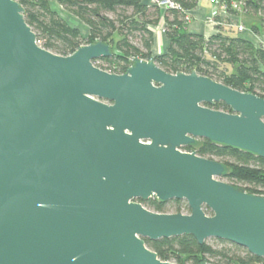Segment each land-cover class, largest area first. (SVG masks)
Wrapping results in <instances>:
<instances>
[{"label": "water", "instance_id": "water-1", "mask_svg": "<svg viewBox=\"0 0 264 264\" xmlns=\"http://www.w3.org/2000/svg\"><path fill=\"white\" fill-rule=\"evenodd\" d=\"M112 57L102 42L44 49L19 2L0 0V264H176L145 240L183 236L264 260V197L182 151L207 140L264 159V99L152 60L94 65ZM153 198L191 213L152 212Z\"/></svg>", "mask_w": 264, "mask_h": 264}, {"label": "trees", "instance_id": "trees-1", "mask_svg": "<svg viewBox=\"0 0 264 264\" xmlns=\"http://www.w3.org/2000/svg\"><path fill=\"white\" fill-rule=\"evenodd\" d=\"M25 11L29 26L37 35L39 44L60 56H71L79 48L99 42L109 45L111 59L95 62L102 70L125 74L134 59L154 61L169 74H191L208 77L242 93L254 94L264 99V47L239 34H230L218 28L219 33L210 37L187 31L186 13L195 10L200 0H171L181 10H163L153 0H16ZM57 1L65 11L79 19L89 30L85 40L78 28L71 27L52 8ZM241 1L242 10L248 16L259 17V26H253L255 35L264 34V0ZM113 14L115 18H110ZM165 23V35L169 41L166 52L153 55L155 34L152 28ZM263 31V32H261ZM138 40L142 48L132 44ZM212 109L232 113L226 105L214 104ZM192 150V149H191ZM202 158L218 161L228 170L223 180L249 194L264 197V159L250 153L227 148L207 140L199 141L193 151ZM175 205V213L181 214L184 201L161 203L156 198L143 205L150 211L168 214V205ZM189 209V208H188ZM190 210V209H189ZM207 215H212L206 210ZM147 247L162 262L176 264H264L263 259L252 256L247 250L228 244L235 252L224 248L216 250L205 243L200 246L191 236L152 242ZM243 251L245 256L238 254ZM212 259L216 260L212 262Z\"/></svg>", "mask_w": 264, "mask_h": 264}, {"label": "rangeland", "instance_id": "rangeland-1", "mask_svg": "<svg viewBox=\"0 0 264 264\" xmlns=\"http://www.w3.org/2000/svg\"><path fill=\"white\" fill-rule=\"evenodd\" d=\"M201 1V0H200ZM210 1V0H209ZM52 8L53 10H55L71 27L73 28H78L83 37L85 38V40L88 38V33H89V30L88 28L81 22L79 21L78 18H76L75 16H73L72 14L68 13L67 11H65L63 9V7L57 2V1H54L53 4H52ZM108 16L110 18H115V16L113 14H108ZM232 16L236 18V20L233 22L235 25H239V24H242L245 26L246 28V31L241 34L239 33L236 29H233V28H224L226 29L225 32H229L230 34H239V35H242L243 37L245 38H248L250 40H252L256 46H262L264 47V34H261V35H255L252 31H251V28L253 26H259L260 25V18L259 17H253V16H248L244 13V11L242 10L241 12H238V13H232ZM190 17H191V14H190ZM211 17V16H210ZM209 20V19H208ZM207 20V22H208ZM190 21H191V18H190ZM189 21V22H190ZM238 21V23H236ZM187 22V24L189 23ZM209 23V22H208ZM213 26V25H211ZM154 30V34L155 36H158L159 33H162L160 32L159 30H157L156 28H152ZM213 29L216 30V28H214L213 26ZM217 31V30H216ZM263 32V31H261ZM214 33V31H213ZM132 44L133 45H136L137 47H140L142 48L140 42L138 40H132ZM155 46V45H154ZM158 47V45H156V48ZM159 54V53H158ZM215 110V109H214ZM183 152H188L187 150H184L182 149ZM224 182L227 183L226 180H223ZM236 187H239V188H245L246 186L245 185H242V184H236ZM185 204H182L181 205V212H184V213H187V214H190L191 213V210H189L190 208L188 207V204L186 202H184ZM189 208V209H188ZM167 210L168 212H175V205H168L167 207ZM209 246H211L212 248L216 249V250H221V249H224V248H227L229 250H231V252H235V250L233 249V247H231L230 245L228 244H224L222 243L221 241H218V240H214V239H211V240H208L206 242ZM245 250V249H244ZM239 255L241 256H245V253L243 251H239L238 252ZM216 260L212 259V262H215Z\"/></svg>", "mask_w": 264, "mask_h": 264}, {"label": "built area", "instance_id": "built-area-1", "mask_svg": "<svg viewBox=\"0 0 264 264\" xmlns=\"http://www.w3.org/2000/svg\"><path fill=\"white\" fill-rule=\"evenodd\" d=\"M154 3H156L157 6L163 10H181V8L177 4L172 2L171 0H155ZM210 3L212 6V13H211V17L209 18L208 22L210 25H213L214 28H216L217 30V31L214 30V33L212 35L219 33L218 28H223V29L233 28V29H236L241 34H243L246 31V28L244 25L242 24L235 25L233 23L236 20V18L232 16V13L235 14V13L242 11L243 4L241 1H231L230 3H226V2H223L222 0H210ZM190 18H191L190 13H186L187 22L190 21ZM236 23H238V21ZM156 29L165 33V23H162ZM152 31L154 32L153 29ZM94 65L98 67L97 64L94 63ZM103 71H106L110 74H116V73H113V71L111 70H108V71L103 70ZM171 263H175V262H171Z\"/></svg>", "mask_w": 264, "mask_h": 264}, {"label": "crops", "instance_id": "crops-1", "mask_svg": "<svg viewBox=\"0 0 264 264\" xmlns=\"http://www.w3.org/2000/svg\"><path fill=\"white\" fill-rule=\"evenodd\" d=\"M154 1V0H153ZM212 13V6L209 0H201L198 7L191 14V21L187 24V31L191 34L210 37L213 34V27L207 22ZM161 32V31H160ZM156 45L158 47L156 48ZM169 41L165 33H159L155 36V46L153 55H159L168 49ZM159 53V54H158Z\"/></svg>", "mask_w": 264, "mask_h": 264}, {"label": "flooded vegetation", "instance_id": "flooded-vegetation-1", "mask_svg": "<svg viewBox=\"0 0 264 264\" xmlns=\"http://www.w3.org/2000/svg\"><path fill=\"white\" fill-rule=\"evenodd\" d=\"M193 148H194V147H193ZM193 148H191V147H186V148H184V150H187L188 152H190L191 149H192L191 151H193ZM193 152H194V151H193Z\"/></svg>", "mask_w": 264, "mask_h": 264}]
</instances>
